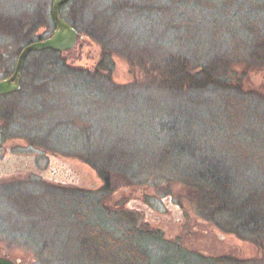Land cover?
<instances>
[{
    "label": "rangeland",
    "instance_id": "obj_1",
    "mask_svg": "<svg viewBox=\"0 0 264 264\" xmlns=\"http://www.w3.org/2000/svg\"><path fill=\"white\" fill-rule=\"evenodd\" d=\"M143 1L150 3L149 8L108 11L122 2L132 6ZM51 3L0 0V16L9 19L0 22V78L11 73L23 47L6 27L25 29L38 20L47 29H38L34 35L49 36L54 29ZM65 9L79 37L71 50L48 60L66 64L68 72L79 79L71 82L80 86L72 90L66 84L73 77L53 86L49 103L53 110L46 108L44 114L51 118L48 124L39 115L43 114L40 96L31 93V87L38 90L31 70L24 73L26 87L20 82V93L0 97V255L21 264H127L126 255L102 252L89 242L87 230L97 225L115 236L139 230L133 245L144 250L148 264H203L199 255L225 256L234 264H264V238L256 242L234 235L229 230L235 225L225 214L206 219L196 210L189 189L161 173L164 169H152L153 158L167 155L162 142L165 135L156 127L170 122V116L184 118L188 122L182 123L195 144L192 159L183 158L181 167L206 155L208 161L229 171L236 201L264 196V120L256 126L249 120L242 127L246 132L234 136L216 92H204L195 99L183 93L171 96L151 79L172 58L182 57L197 69L221 54L229 56L231 48L242 45L243 49L262 39L264 0H70ZM97 16L101 23L107 18V36H90ZM105 43L103 50L113 60L109 79L123 96L100 101L80 81L90 80L81 71L92 73ZM240 53L248 58L247 53ZM136 59L144 62V68L131 62ZM32 60L29 55L25 62L33 66ZM230 71V77L239 78L242 92L264 103V63L234 58ZM62 122V147L51 145L53 137L48 138L47 132ZM44 139L49 143L39 146ZM83 139L85 158L89 151L97 154L99 148L126 150L124 157L132 167L125 173L111 171L116 179L109 192L102 189L97 170L72 157L81 153L76 141ZM232 144L246 147L247 156L238 154L236 161L232 159ZM11 194H19L21 206L12 209ZM259 201L263 212L264 197Z\"/></svg>",
    "mask_w": 264,
    "mask_h": 264
},
{
    "label": "trees",
    "instance_id": "obj_2",
    "mask_svg": "<svg viewBox=\"0 0 264 264\" xmlns=\"http://www.w3.org/2000/svg\"><path fill=\"white\" fill-rule=\"evenodd\" d=\"M69 2L59 7L60 15L79 31L72 15L68 14L65 9ZM124 4L125 2H122L119 5L112 7V10L108 11L114 13V11H122V9L132 10L134 6L136 7L133 9L149 8L150 3L148 1H143L136 4L134 3L132 6H128L126 4L124 6ZM95 18L96 19L93 20V25L91 27L90 36L93 38H95V36L99 38L100 36H107L109 32L107 18L102 23L98 19V16ZM8 20V18L5 19V17L0 16V22H6ZM43 23L44 22H39L38 20H33V22H29L27 26H23L27 27L25 29H15L10 24L9 27L11 29H8V27H6V29L9 33L13 34L19 42H22L23 46H25L31 41L44 38L40 35L37 37L34 35V31H38V29H47V26ZM102 46V51L97 60L98 62L95 66H93L92 73L87 70H80L82 73L88 74L85 76H88L90 80L83 78L80 83H82L81 86L83 89H89L90 94L93 95L94 98H98L100 101L101 99L103 100L109 96L113 98L115 97L114 99L116 100V98L119 99L123 96L121 95L122 91H120L117 85H113L109 79V76L112 74L113 60H111V53L103 50L106 43ZM241 48L242 45L240 48L238 46L234 49L231 48L229 56L228 53H225L226 55L221 54L220 56L199 65L200 67L197 69H193L182 57H179L178 59L169 58L170 60L164 61L160 65L159 69L157 68L158 71L156 70V74H154V77L151 76V79L157 80V82H159L158 84H160L163 89L170 92V95L172 94L173 96H178L177 94L183 93L186 94V97L183 96V98L185 97L187 99H195V97L199 96L201 93L203 94L204 92H216L225 114L224 118H226V124L229 132L233 133L234 136H237L238 133L243 135V133L246 132L245 130L243 131V128L249 120L255 126L259 125V122L264 120V105H261L264 103L255 96L250 95V93L242 92V86L240 85L239 78L235 80L229 75V73H231V63L234 58H237V60L245 59L250 63L255 62L263 64L264 37L260 40H256V42L252 43L251 46L243 47V49ZM248 48H250V51ZM241 51L248 54L247 59L242 57V54L240 53ZM29 55H32V62H34V65L31 66L24 61V66L21 71L22 81L20 82L25 88L26 86L24 81H26V75L24 73L27 72V70H31V72H33L32 75L35 80L34 85L35 88H38V90L32 91L33 87L30 86L31 93H35L40 96L41 107L43 106L41 110L43 114L40 113L39 115H41V117H46L48 124L51 122V118L49 116H45L44 114L46 108L53 110V107L49 106V103L52 102H50V100L52 99L53 93L51 90H54L53 86H55L59 81L68 80L73 77V79H71L68 83L66 82V84L72 85L71 89L73 90L78 88L80 85L77 82L71 81L79 79L68 72L67 69L69 67L63 62L60 63L55 59L48 60L51 56L54 57V55H58V52L44 49L39 50L38 52H30ZM131 62L136 63L141 68H144L145 66L144 62L140 59H136ZM232 82L234 84H232ZM30 85H32V82H30ZM20 92L21 88L20 91L13 94H18ZM170 117H172L171 120ZM170 117H167L170 122L162 121V123L160 122L159 126L156 127V131L158 130L159 133L161 132L165 135V139L162 142L166 144L164 148L166 149L165 153L167 155H164L163 158H160V156L153 158L154 166L152 169H164L161 173L169 174L171 177H174L178 183L189 189L193 196V203L200 215L206 219H211L219 214H225L231 219V224L235 225L234 229L229 230L231 233L237 235L238 237L242 236L243 238L248 239L254 238V241L259 242L261 238H264V210L261 212L258 207L260 205L259 199L264 196L260 193L256 196H250L248 199L240 198L236 201L233 197V193L231 192L232 182L229 171L217 163L214 164L212 161H208V156L206 155L202 157V159L198 157L194 160V162H190L191 166L189 167H181L180 161H182L183 158L186 157L188 159H192L191 153L195 141L189 139V135L187 134L188 131L185 130L184 124H187L188 122L186 119L183 118L178 120V117ZM177 121H180L178 124L179 127H176ZM63 124L64 122L56 123L54 125L52 124L54 129L52 132L51 129L47 132L48 138L50 136L53 137V140L50 139L51 145H59L62 147L59 140L65 139L64 128H62L64 127ZM59 129H61V131ZM84 142V139L83 141H76V145H80L79 149L81 150V153L76 156L72 155V157L84 160L85 165L97 170L99 177L103 180L102 189L105 192H109L113 187V180L116 179L115 175L110 174L111 171H121L125 173L130 169V166L132 167L131 163L126 162V158L124 157V155H126V150L124 148L118 150L115 146L113 148L109 147L106 150L99 148L97 154L95 153L93 155L89 151L88 156L85 158L83 155L85 154L86 148L83 149L81 147ZM48 143V139H44L37 144L43 147ZM53 149L55 150L56 148ZM90 150L92 151L91 148ZM230 150L234 154H232V159L235 161L238 154L240 156H247L248 154V149L241 145L234 146L232 144ZM130 159H132V157H130ZM132 164H135V160ZM135 174L137 173H134V175ZM11 187L15 188L13 186ZM11 187H6V189ZM18 195H10L11 199L9 201H13L12 203L14 204V206H11L12 209H14L15 206H21L19 204L22 202L17 199ZM12 197L14 198L12 199ZM240 230L250 237L242 234ZM87 231L89 242H93L102 252L115 250L120 255H126L127 259L124 258V261H126L127 264H148L147 256L146 253H144V250L137 247V242V246L135 244L133 245L135 235L131 232V229L128 230L129 232L127 231L121 236H115L113 233L103 230L97 225L90 227ZM198 257L201 258L200 260L203 264H234L232 259L225 256L213 258L199 255Z\"/></svg>",
    "mask_w": 264,
    "mask_h": 264
},
{
    "label": "water",
    "instance_id": "obj_3",
    "mask_svg": "<svg viewBox=\"0 0 264 264\" xmlns=\"http://www.w3.org/2000/svg\"><path fill=\"white\" fill-rule=\"evenodd\" d=\"M69 0H53L50 6V16L53 20V32L46 38L31 41L23 46L18 52L12 72L8 77L0 78V95H7L10 92L20 90L21 71L24 61L30 52L39 50H52L61 53V51L71 50L79 37L78 30L69 24L61 15L59 7ZM0 264H17L9 258L0 256Z\"/></svg>",
    "mask_w": 264,
    "mask_h": 264
},
{
    "label": "flooded vegetation",
    "instance_id": "obj_4",
    "mask_svg": "<svg viewBox=\"0 0 264 264\" xmlns=\"http://www.w3.org/2000/svg\"><path fill=\"white\" fill-rule=\"evenodd\" d=\"M17 166H18V164L16 165V167H17ZM139 232H140V231L138 230V231H136V232L134 233V235L136 236L135 239H136V238L138 239L137 234H139ZM0 256H2V255H0ZM2 257H5V258H9V259H11V258L8 257V256H7V257H6V256H2ZM11 260H13V259H11ZM13 261H14L15 263H17V264H21L19 260H18V261H17V260H13Z\"/></svg>",
    "mask_w": 264,
    "mask_h": 264
}]
</instances>
